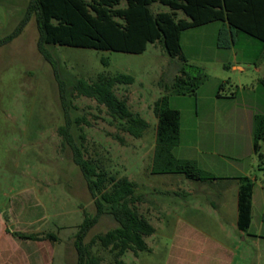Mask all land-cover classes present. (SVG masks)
Wrapping results in <instances>:
<instances>
[{
  "label": "rangeland",
  "instance_id": "374dc122",
  "mask_svg": "<svg viewBox=\"0 0 264 264\" xmlns=\"http://www.w3.org/2000/svg\"><path fill=\"white\" fill-rule=\"evenodd\" d=\"M30 1L0 0V38L19 25ZM151 8L155 13L170 11L159 3ZM224 25L215 22L182 32L185 60L169 57L160 43L149 44L143 54L66 46H49V50L58 62L59 78L68 85L76 79L95 82L99 74L134 78L133 84L118 85L115 92L149 123L142 138L121 131L105 106L85 96L70 94V118L72 135L75 143L84 146L85 158L96 159L111 175L135 183L143 197L136 204L140 213L158 221L161 214L153 202L164 199V191H170L166 195L170 199H180V189L192 186L183 174L150 171L156 145L154 105L168 95L170 108L181 113V138L174 149L177 158L205 162L214 176L234 174L241 180V172L251 174L256 192L251 231L256 232L263 216L264 167L254 151L253 129L254 116L264 114V43L244 33L233 40L227 32L223 40L231 46H220L219 31ZM38 39L33 15L22 34L0 48V249L5 246L9 254L17 255L27 247L30 259L37 261V250L26 246L30 240L4 236L3 223H7L13 232L39 230L36 234L40 236H56V241H39L44 264H77L76 235L84 213L93 215L95 205L87 181L59 133L66 116L56 71L39 53ZM185 65L192 76L200 72L202 80L195 94L175 95L171 89ZM260 145L262 152L263 143ZM174 178L180 180H167ZM209 200L201 198L204 206ZM193 216L188 219L171 213L162 227L155 221L157 232L146 238L152 250L137 256L127 252L117 258L98 243L91 251L102 264H116L117 260L123 264H204L198 251L199 224L232 222L233 217L224 220L215 213ZM188 220L190 225H183ZM176 221H180L179 229H174ZM117 226L110 215L102 216L85 243L91 244Z\"/></svg>",
  "mask_w": 264,
  "mask_h": 264
},
{
  "label": "trees",
  "instance_id": "16d2710c",
  "mask_svg": "<svg viewBox=\"0 0 264 264\" xmlns=\"http://www.w3.org/2000/svg\"><path fill=\"white\" fill-rule=\"evenodd\" d=\"M155 3L168 7L170 11L153 12L151 6ZM180 13L183 17H179ZM33 15L39 31L37 48L56 71L66 116V124L60 127L59 133L65 146L71 149L73 162L83 173L95 205L93 215L84 213V221L76 235L77 264H102V259L91 251L95 243L117 258L127 252H133L136 256L148 252L151 249L146 238L153 236L156 229L136 206L142 198L136 194L135 183L127 177L111 175L96 159H86L84 146L75 143L71 132L70 94H76L92 98L105 106L121 131L134 138H142L149 123L130 109L127 99L120 98L115 92L116 86L131 85L134 78L126 74H99L95 82L76 79L68 85L57 74L58 62L49 46L143 54L149 44L160 43L169 57L185 60L181 53L182 32L215 22L225 23L219 31L220 46H231L228 40H223L222 35H227V32H230L233 40L244 33L264 43V0H31L19 25L11 34L0 38V48L19 37ZM198 73L192 76L186 65L183 66L171 92L175 95L195 94L202 80V74ZM154 114L157 125L152 173L183 174L190 180L198 181L213 180L214 175L201 169L197 161L175 156L174 149L181 138V113L170 108L168 95L155 103ZM253 135L254 151L259 153L264 167V114L254 116ZM81 138L84 139V136ZM253 193L252 179L242 178L238 197V227L244 232L250 229L252 223ZM104 215H110L118 226L98 235L91 244H86L85 238ZM7 230L22 240H57L53 234L43 237ZM116 264L123 262L117 260Z\"/></svg>",
  "mask_w": 264,
  "mask_h": 264
},
{
  "label": "crops",
  "instance_id": "0c3cea01",
  "mask_svg": "<svg viewBox=\"0 0 264 264\" xmlns=\"http://www.w3.org/2000/svg\"><path fill=\"white\" fill-rule=\"evenodd\" d=\"M228 147L231 151L232 144L230 142ZM191 160L197 161L201 169L212 173L210 166L205 162H200V160L195 158H191ZM232 168L234 167L230 164V169ZM241 173L243 177H251V174L247 171H243ZM214 177L215 178L213 180L208 181L190 180L187 178L188 182H190L189 184H192V186L187 188L183 187L182 190L180 189V199H170V194L169 196H166L167 193H170V191H164L161 196L164 199H158L153 202L155 209L159 214H161V216L158 217L159 220L157 221V218L156 220H153L149 216L146 217L155 227L156 232L157 227L155 225V221H157L160 225L158 227H162L161 224L163 222L167 223L168 220L171 219V213H181L186 218L188 217V219H190L191 215L195 216L202 213H215L217 215H222L221 219L224 220L228 217H233L232 222L220 221L215 224H199L198 251L200 259L205 261L204 264H254V261H257L258 264H264V202L261 206V213L263 215L262 222L258 225L256 232H252L251 228L254 227L255 224L254 216L256 192L254 190L252 223L247 232L241 231L238 227V197L241 186L240 176H236L234 174H223ZM177 179L179 178L167 180ZM136 194L143 199V197L138 194V188H136ZM176 194H178V191H176ZM204 196L207 199H209V197L211 198L205 206L203 205V201H201V198ZM200 217L201 216H199V218ZM175 218H177V216L174 217V219ZM182 223L183 225L186 223L187 226L190 225L189 220ZM3 226V234L5 237L10 236L16 238L8 232L7 229L9 228H7V223H3ZM179 226L180 221H176L174 229H179ZM31 233L36 234L40 233V231L35 230ZM29 243L30 244H27L26 246H32V248L37 250V253H35V257L37 258L36 262L30 259V253L27 247H25L24 252L21 248L18 253L19 256H17L18 254L16 255V253L9 254L10 251L7 252V249L4 246V248L0 249V264H44L45 255L42 250L39 249L42 242L31 241ZM148 246L152 250L149 244Z\"/></svg>",
  "mask_w": 264,
  "mask_h": 264
}]
</instances>
